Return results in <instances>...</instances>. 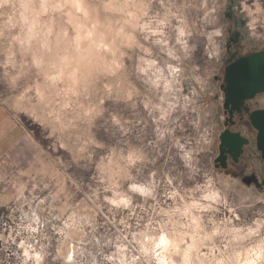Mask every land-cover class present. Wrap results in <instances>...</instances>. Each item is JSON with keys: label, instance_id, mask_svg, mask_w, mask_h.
Segmentation results:
<instances>
[{"label": "clouds", "instance_id": "obj_1", "mask_svg": "<svg viewBox=\"0 0 264 264\" xmlns=\"http://www.w3.org/2000/svg\"><path fill=\"white\" fill-rule=\"evenodd\" d=\"M43 7L0 0V109L39 137H0V264H264V190L206 162L205 102L237 50L230 94L264 88V0H53L42 48L23 37Z\"/></svg>", "mask_w": 264, "mask_h": 264}, {"label": "rangeland", "instance_id": "obj_2", "mask_svg": "<svg viewBox=\"0 0 264 264\" xmlns=\"http://www.w3.org/2000/svg\"><path fill=\"white\" fill-rule=\"evenodd\" d=\"M22 2H27V0H22ZM53 2V0H40L41 5L44 7L40 10L42 12V15L35 16L34 19L31 20L28 28L30 31H28L24 35V39H28V37H37L39 39L40 35L47 30V32H52L56 28L57 20V12L55 10L49 11L47 8V5ZM56 4H61L62 0H54ZM76 2H79V0H76ZM69 20H72V17L70 15H66L64 17V22L68 23ZM3 21H0V24H2ZM71 31L72 36L74 39H79L81 36L80 31L76 27H72L70 29H66ZM29 44H31V41H29ZM39 45L40 47L46 46V41L44 39H39ZM33 59H39L38 56H34ZM219 68L214 69L212 72V75L210 77V82L212 85V88L209 92V94L206 97L205 102L210 106L211 112V122L214 125V132H213V145L211 152L208 153L206 162L215 170L222 173L224 176H230L232 179L237 180L241 185H243L246 188H255L257 190H264V188H259L255 185H249L247 184L242 178L236 177L232 174H229L228 172L224 170H220L216 168L215 166V156L217 154V141H218V135L220 130L222 129V119L224 118L223 112L221 110V106L223 105V100L214 99V96L219 88L218 85H215L214 83V74L217 73ZM53 75H56V73H53ZM63 78V77H61ZM69 80L74 82L75 77L70 76ZM67 90L69 92V95L75 91L74 88H72V84L69 83L67 85ZM112 102L109 100H104L105 106H108ZM18 106H23L22 102L18 101ZM25 132L29 135L37 136L35 126L29 121L28 117L24 115V113H18L16 115H13L11 112L0 109V137L3 138V140L7 143H11L12 141L19 138L21 135V132ZM37 139L39 137L37 136ZM41 146L44 148L45 151H49L52 154V158L56 159H64L63 153H64V147L63 145L57 146L55 143H52V147L48 148V143L43 142ZM137 211H139V208H137ZM224 215H229L227 209L223 210ZM0 233H2L5 237H12V222L9 220L5 222L4 224L0 225ZM19 240V238H16Z\"/></svg>", "mask_w": 264, "mask_h": 264}, {"label": "flooded vegetation", "instance_id": "obj_3", "mask_svg": "<svg viewBox=\"0 0 264 264\" xmlns=\"http://www.w3.org/2000/svg\"><path fill=\"white\" fill-rule=\"evenodd\" d=\"M232 43L233 42L230 39L229 42L226 43V47H230ZM253 51L259 52L260 49H254ZM243 57L246 56L242 55L240 50H237L236 54L226 59L222 66L219 67L218 72L214 74V83L215 85L219 86L214 99L223 100L221 110L224 115V118L221 121L222 129L220 130L218 135L215 166L220 170L222 169L229 174L242 178L249 185H255L259 188H264V174H262L260 171L248 170L241 175H237L233 171L234 166L240 163L250 146H254L258 158L264 160L263 147H259L258 145L259 130L251 122V114L254 111L259 109L264 110V91L255 94L253 97L245 99L241 104H228V106H226L227 94L225 91V87L228 85L227 68L232 63ZM226 130L234 133H240L248 140V142L243 146V150L240 155H235V152L227 153L225 162L226 165L223 166L222 163L216 161V159L220 155L221 134Z\"/></svg>", "mask_w": 264, "mask_h": 264}, {"label": "water", "instance_id": "obj_4", "mask_svg": "<svg viewBox=\"0 0 264 264\" xmlns=\"http://www.w3.org/2000/svg\"><path fill=\"white\" fill-rule=\"evenodd\" d=\"M242 59H246V57L238 59L227 68L228 85L225 87V91L227 94L226 106H228V104H241L244 102L245 99L253 97L255 94L264 91V88H257L251 94H238L236 92H232L230 94L228 69L231 68L233 64L239 62ZM251 122L259 130L258 145L259 147H263L264 150V110L259 109L254 111L251 114ZM220 140V155L216 159V161L221 162L223 166L226 165L225 162L227 153L235 152V155H240L243 150V146L248 142V140L240 133L230 132L229 130H226L221 134Z\"/></svg>", "mask_w": 264, "mask_h": 264}]
</instances>
